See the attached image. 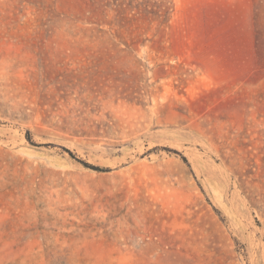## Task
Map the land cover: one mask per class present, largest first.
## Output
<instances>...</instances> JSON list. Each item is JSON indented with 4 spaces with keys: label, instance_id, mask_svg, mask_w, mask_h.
Wrapping results in <instances>:
<instances>
[{
    "label": "rangeland",
    "instance_id": "1",
    "mask_svg": "<svg viewBox=\"0 0 264 264\" xmlns=\"http://www.w3.org/2000/svg\"><path fill=\"white\" fill-rule=\"evenodd\" d=\"M0 264H264V0H0Z\"/></svg>",
    "mask_w": 264,
    "mask_h": 264
},
{
    "label": "trees",
    "instance_id": "2",
    "mask_svg": "<svg viewBox=\"0 0 264 264\" xmlns=\"http://www.w3.org/2000/svg\"><path fill=\"white\" fill-rule=\"evenodd\" d=\"M127 17V16H126ZM133 19V18H132ZM121 23H119V25H120ZM121 27H124L125 25H120Z\"/></svg>",
    "mask_w": 264,
    "mask_h": 264
}]
</instances>
